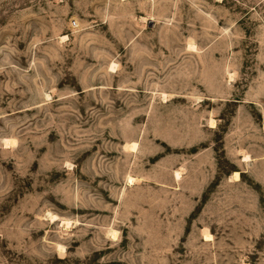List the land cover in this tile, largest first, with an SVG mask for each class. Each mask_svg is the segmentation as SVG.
I'll return each mask as SVG.
<instances>
[{
  "label": "rangeland",
  "instance_id": "1",
  "mask_svg": "<svg viewBox=\"0 0 264 264\" xmlns=\"http://www.w3.org/2000/svg\"><path fill=\"white\" fill-rule=\"evenodd\" d=\"M0 264H264V0H0Z\"/></svg>",
  "mask_w": 264,
  "mask_h": 264
},
{
  "label": "bare ground",
  "instance_id": "2",
  "mask_svg": "<svg viewBox=\"0 0 264 264\" xmlns=\"http://www.w3.org/2000/svg\"><path fill=\"white\" fill-rule=\"evenodd\" d=\"M65 38V37H64ZM192 46V45H191ZM112 69H115V66H113L112 65ZM9 144V143H8ZM136 147H137V143L136 144H132V145H130V148L132 149V150H136ZM245 159H248V157L246 156V158ZM177 174V177H179L180 176V174L179 173H176ZM238 177H239V173H235L234 174V178H236V179H238ZM132 181V179H130V182ZM56 218L57 217H55V216H53V215H51V219L54 221V220H56ZM64 225L65 226H67V228L68 227H70V225H71V223L69 222V221H65V223H64ZM112 237H116V232H112ZM205 240L206 241H210L211 240V236L209 235V234H205ZM59 251H62L63 252V248H61V247H59Z\"/></svg>",
  "mask_w": 264,
  "mask_h": 264
}]
</instances>
